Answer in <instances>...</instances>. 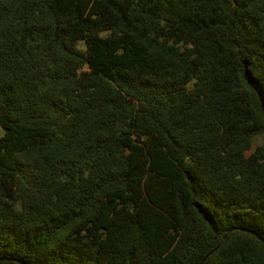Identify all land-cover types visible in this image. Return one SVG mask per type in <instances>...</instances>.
<instances>
[{"label": "trees", "instance_id": "16d2710c", "mask_svg": "<svg viewBox=\"0 0 264 264\" xmlns=\"http://www.w3.org/2000/svg\"><path fill=\"white\" fill-rule=\"evenodd\" d=\"M261 136L264 0H0V264H264Z\"/></svg>", "mask_w": 264, "mask_h": 264}, {"label": "rangeland", "instance_id": "374dc122", "mask_svg": "<svg viewBox=\"0 0 264 264\" xmlns=\"http://www.w3.org/2000/svg\"><path fill=\"white\" fill-rule=\"evenodd\" d=\"M255 146H259V145H264V136H261V137H258L256 140H255ZM254 147V146H253Z\"/></svg>", "mask_w": 264, "mask_h": 264}]
</instances>
